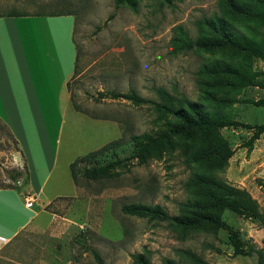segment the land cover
<instances>
[{"label": "rangeland", "instance_id": "obj_1", "mask_svg": "<svg viewBox=\"0 0 264 264\" xmlns=\"http://www.w3.org/2000/svg\"><path fill=\"white\" fill-rule=\"evenodd\" d=\"M116 1L0 0V16L71 13L76 48V67L66 82L65 98L59 96L62 91L56 97L59 75L54 69L51 91L45 95L39 57L30 48L36 40L27 38L21 24L45 104L42 122L57 150L44 193L33 200V205L39 201L44 220L5 245L0 264H95L92 249L105 264H139L134 258L138 253L150 264H165L166 259L179 264H264V131L233 125L174 134L160 141L146 160L129 158L137 149L129 136L166 135L179 122L155 110L152 101L162 102L161 92L197 103L214 116L250 126L264 124V4L253 2L255 16H249L227 13L223 0ZM247 2L242 0L241 6ZM217 16L228 23L235 43L197 46L198 37H220L208 28V21ZM182 39L190 42L182 44ZM39 43L48 50L46 39ZM221 63L238 66L241 74L212 73ZM129 90L147 101L135 104L112 96ZM210 93L230 100L215 101ZM119 138L122 143L115 153L122 161L116 174L80 179L75 185L69 164ZM217 146L227 156L225 164L212 154ZM28 148L37 176L43 175L48 157L43 161L37 156L39 147L32 142ZM14 169L23 175L12 181L9 173ZM25 172L16 139L0 116V185L30 196ZM195 173L212 175L245 192L230 196L236 197V208L216 211L238 231L240 247L230 242L225 224L182 228L170 220L122 212L124 204L142 203L158 204L177 215L181 204L197 199L190 182ZM55 194L62 196L53 198Z\"/></svg>", "mask_w": 264, "mask_h": 264}, {"label": "crops", "instance_id": "obj_2", "mask_svg": "<svg viewBox=\"0 0 264 264\" xmlns=\"http://www.w3.org/2000/svg\"><path fill=\"white\" fill-rule=\"evenodd\" d=\"M21 24L24 25L28 37ZM73 27L74 17L67 13L0 17V116L16 139L19 153L28 171L30 196L35 198L44 193L57 147L56 144H51L48 129L42 122L46 120L45 104L39 97L25 39L27 37L36 40L30 44V48L33 54L39 57V73L43 85L48 89L43 88V94L47 95L51 91L50 69H54L59 75L56 97L62 91L59 96L63 99L66 82L75 68ZM42 39L47 40L48 50L39 43ZM29 142L39 147L37 156L43 161L46 157L49 159L44 161L45 170L41 176H37V167L28 148ZM57 196L62 195L55 194L53 198ZM24 197L22 192L14 187H0V252L21 230L37 227L45 218L39 208V201L28 208L25 206ZM53 198H48L45 203Z\"/></svg>", "mask_w": 264, "mask_h": 264}, {"label": "trees", "instance_id": "obj_3", "mask_svg": "<svg viewBox=\"0 0 264 264\" xmlns=\"http://www.w3.org/2000/svg\"><path fill=\"white\" fill-rule=\"evenodd\" d=\"M121 0H117L118 4ZM227 13L230 11L243 14L255 16L253 2H259L264 4V0H247L245 6H241L242 0H223ZM65 14V13H57ZM71 14V13H67ZM2 16H23V14L8 13ZM208 28L212 35L219 34V38L216 37H198L195 44L203 48H214L224 44L235 43L233 38V33H228L229 26L225 19L221 16H217L214 19L208 21ZM74 42V41H73ZM182 44L190 42L187 39L180 40ZM188 43V46H190ZM253 48V47H252ZM254 48L260 50V46L256 45ZM76 61V59H75ZM76 63V62H75ZM76 67V65H75ZM75 70V68H74ZM212 73H225L231 76H239L241 70L238 66H231L229 64L221 63L214 69ZM211 99L218 102H226L230 100L225 96H217L214 93L209 94ZM113 97L125 98L130 100L135 104H139L147 101V99L140 98L133 90H129L126 93H113ZM162 102H153L156 111L161 114H172L178 119V124L172 126L166 135L160 134L155 137H151L147 134L141 135H131L129 139L133 141L137 149L129 155V158L139 157L142 161L146 160L151 155V150H158V143L169 138L170 135L174 134H188L193 131L202 129H217L225 126H242V127H255L259 131H264V124H259L255 126H250L239 121L228 120L218 116H214L204 111L197 103L191 101H182L176 97H172L167 93L161 92ZM187 106L185 107L184 104ZM183 104V105H182ZM122 143V138L109 141L102 145L101 147L89 151L81 156L76 157L70 164V175L72 181L75 185L79 183L80 179L85 180H100L113 177L114 169L121 163L122 159L116 156L117 147ZM223 149L217 146L213 153L216 157L218 163L226 162V157L223 156ZM202 155L205 154L204 150L200 151ZM204 159L206 157H201ZM195 160H197L195 158ZM23 175L21 170H12L9 173V177L12 181L17 180ZM25 177L28 180V171L26 169ZM190 182L191 186L194 188V193L197 195V199L193 201H187L181 204L177 215H169L160 205H146L142 203H129L121 206V210L125 214L148 217L150 219H162L170 220L176 226L182 228H191L199 225H210L213 228H217L225 224L216 214V211L221 210L223 207L236 208V197L230 198L231 195L235 196H245V192L240 189H232L230 186L226 185L220 179L203 173H195ZM0 187H14L10 185H0ZM244 194V195H243ZM209 201V202H206ZM205 208V210H202ZM212 209V210H208ZM225 226H228L225 224ZM229 228V240L235 247L241 246V240L238 236V231L234 230L232 227ZM86 249V248H85ZM95 264H105L102 257L95 250H91ZM188 257H194L189 251L184 253ZM135 261L139 264H150L148 260L141 254L138 253L134 255ZM165 264H179L171 259H166Z\"/></svg>", "mask_w": 264, "mask_h": 264}, {"label": "built area", "instance_id": "obj_4", "mask_svg": "<svg viewBox=\"0 0 264 264\" xmlns=\"http://www.w3.org/2000/svg\"><path fill=\"white\" fill-rule=\"evenodd\" d=\"M33 200H34V197H32V196H26L25 197V206L26 207H32V205H33Z\"/></svg>", "mask_w": 264, "mask_h": 264}]
</instances>
